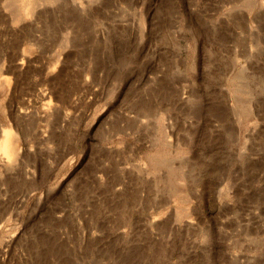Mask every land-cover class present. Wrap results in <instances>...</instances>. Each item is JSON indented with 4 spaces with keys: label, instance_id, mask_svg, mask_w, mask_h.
<instances>
[{
    "label": "rangeland",
    "instance_id": "374dc122",
    "mask_svg": "<svg viewBox=\"0 0 264 264\" xmlns=\"http://www.w3.org/2000/svg\"><path fill=\"white\" fill-rule=\"evenodd\" d=\"M15 1L0 264H264V0Z\"/></svg>",
    "mask_w": 264,
    "mask_h": 264
},
{
    "label": "bare ground",
    "instance_id": "6f19581e",
    "mask_svg": "<svg viewBox=\"0 0 264 264\" xmlns=\"http://www.w3.org/2000/svg\"><path fill=\"white\" fill-rule=\"evenodd\" d=\"M10 1V0H9ZM17 1V0H16ZM15 1V2H16ZM21 3L22 2H27L26 3V6H27V4H29V3H33V2H35V1H37V0H19ZM38 2V1H37ZM13 4H14V2H13ZM23 4V3H22ZM35 4V3H34ZM32 5V4H31ZM16 6V5H15ZM17 7V6H16ZM28 7V6H27ZM26 7V8H27ZM21 13V12H20ZM4 135H5V137H4V140H3V142L1 143V145H0V150H1V152L2 153H5V155L7 156V154H9L8 155V158H5V161H6V165L7 164H9V162L11 161L10 160V155L15 151V147H16V145H15V140H16V136H15V138H13L12 137V135H13V133H12V131H11V129L9 128V127H6V128H4ZM18 151V150H17ZM11 241V240H10Z\"/></svg>",
    "mask_w": 264,
    "mask_h": 264
}]
</instances>
